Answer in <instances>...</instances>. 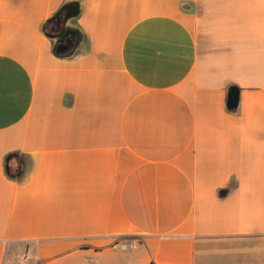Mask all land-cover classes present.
<instances>
[{"label": "crops", "instance_id": "obj_1", "mask_svg": "<svg viewBox=\"0 0 264 264\" xmlns=\"http://www.w3.org/2000/svg\"><path fill=\"white\" fill-rule=\"evenodd\" d=\"M0 264H264V0H0Z\"/></svg>", "mask_w": 264, "mask_h": 264}, {"label": "water", "instance_id": "obj_2", "mask_svg": "<svg viewBox=\"0 0 264 264\" xmlns=\"http://www.w3.org/2000/svg\"><path fill=\"white\" fill-rule=\"evenodd\" d=\"M81 14V8H80V2L78 1H70L65 3L53 16H51L43 25V32L44 34L51 40H55V45L53 48V52L61 57L64 56H71L73 55L76 50L78 49L81 40L77 43V46L75 49L68 55L63 54L64 52H61L57 45H64L67 39H69L72 36H75L76 34L82 35L80 30L73 26L71 22L75 19H77ZM57 24L59 26L60 32L58 33H52L48 31V26L50 24ZM240 102V89L237 86H231L228 90L227 94V101L226 106L227 109L230 111H235ZM18 154L12 153L9 154L6 158V172L8 176L11 178H15L16 175L11 173V165L10 162L12 159L17 158Z\"/></svg>", "mask_w": 264, "mask_h": 264}, {"label": "flooded vegetation", "instance_id": "obj_3", "mask_svg": "<svg viewBox=\"0 0 264 264\" xmlns=\"http://www.w3.org/2000/svg\"><path fill=\"white\" fill-rule=\"evenodd\" d=\"M48 31L52 32V33H58L60 32L59 26L55 23L50 24L48 26ZM79 40H82V36L76 34L75 36L70 37L69 39L66 40V42L64 43V45H57V48L61 51L64 52L63 54L68 55L70 54L75 47L77 46V43L79 42ZM54 45H55V40H53Z\"/></svg>", "mask_w": 264, "mask_h": 264}, {"label": "trees", "instance_id": "obj_4", "mask_svg": "<svg viewBox=\"0 0 264 264\" xmlns=\"http://www.w3.org/2000/svg\"><path fill=\"white\" fill-rule=\"evenodd\" d=\"M10 165H11V162H10ZM11 173L16 175V177L13 179H16L17 181H21L27 173L26 161L23 158L22 160L19 159L16 165V168H13L11 166Z\"/></svg>", "mask_w": 264, "mask_h": 264}, {"label": "rangeland", "instance_id": "obj_5", "mask_svg": "<svg viewBox=\"0 0 264 264\" xmlns=\"http://www.w3.org/2000/svg\"><path fill=\"white\" fill-rule=\"evenodd\" d=\"M19 257L23 258L24 256H23V255H21V256H19Z\"/></svg>", "mask_w": 264, "mask_h": 264}]
</instances>
